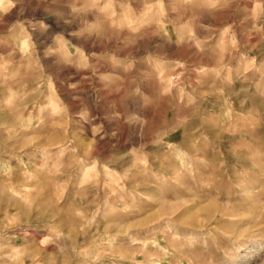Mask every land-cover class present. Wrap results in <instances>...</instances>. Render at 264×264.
<instances>
[{"label": "rangeland", "instance_id": "rangeland-1", "mask_svg": "<svg viewBox=\"0 0 264 264\" xmlns=\"http://www.w3.org/2000/svg\"><path fill=\"white\" fill-rule=\"evenodd\" d=\"M0 264H264V0H0Z\"/></svg>", "mask_w": 264, "mask_h": 264}]
</instances>
